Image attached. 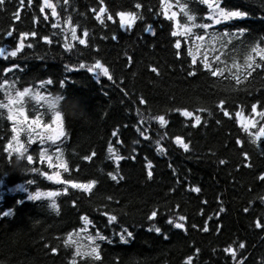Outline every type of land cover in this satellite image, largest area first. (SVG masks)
<instances>
[{"label":"trees","instance_id":"trees-1","mask_svg":"<svg viewBox=\"0 0 264 264\" xmlns=\"http://www.w3.org/2000/svg\"><path fill=\"white\" fill-rule=\"evenodd\" d=\"M136 2L144 5L137 10L144 18L127 31L119 28L118 17H115L117 23L106 21L107 27L100 25L92 12L93 8H98V0H70L67 10L63 7V0H53L60 13V27L55 29L51 25L57 23V18L51 16V10L45 9L47 21L43 20L45 13L39 12L43 0H31V3L24 0L23 7L20 0H5V4L0 6V42L14 47L19 32H38L36 38L26 40V44L33 43V48L26 47L15 58H0V83L3 79L16 80L18 90L31 87L34 91L66 97L62 115L68 139L62 138L63 143H57L69 167L68 172L61 170L55 157L52 167L47 161H42L39 158L41 148H48L51 155L54 146L40 145L38 141L29 148L28 154L33 156V162L29 164L24 160L16 166L15 154L9 157L4 151L14 135L13 121L7 118V109L0 108V213H10L0 214V264H70L75 248L65 246L64 240L68 232L84 227L79 219L84 214H89L94 222V227L88 226L87 234L95 235L98 228L109 237V240L100 242L102 259L96 264H184L189 255L194 256V264H237L241 257L245 264L264 262V230L254 226L257 218H264V182L258 179L264 172V155L261 154L264 140L259 148L252 143L235 115L243 107L242 114L247 118L252 115L250 105L257 99L264 101V71L254 73V78L243 86L251 90V95L244 90L232 91L233 82L212 77L199 69L196 76H188L187 71L192 67L191 57L187 54L189 42L182 39L181 57L177 59L176 38L171 35L175 22L159 14L160 0H106L113 14L134 8ZM172 2L175 5V0ZM261 2L224 0L227 6L240 7L250 15L215 28L223 31L225 28L245 27L249 31L239 41H233L230 50L221 56L222 63L218 66L231 68L233 59L242 64L248 46L264 36ZM190 6L199 9L198 15H206V6ZM173 10L179 12V9ZM16 12L20 13L19 20L15 19ZM69 14L78 36L82 37L84 29L88 30L86 46L71 41L70 30L64 31L69 28L66 23ZM178 19L185 22L182 14ZM149 24L156 35L144 31ZM7 31H13V37H7ZM113 33L118 36L117 40L111 39ZM43 35H52L54 43L45 44L41 39ZM65 36L76 45L72 52L63 48ZM126 53L132 57L131 62ZM208 54L215 63L213 53L209 50ZM96 59L109 67L115 83L102 75L97 80L95 73H89L87 69L68 71L66 68L80 62L92 64ZM13 64H19L20 68L7 73L3 71ZM152 67L158 68L159 74L152 72ZM48 78L53 79L54 84L39 88V82ZM61 80L65 81L63 86ZM140 96L148 101L147 105L139 104ZM220 99L229 100L230 116H224L217 107ZM0 102L7 103L2 89ZM176 107H187L190 111L208 107L212 115L198 113L204 122L193 127L190 118L173 111L166 115L169 125L164 128L151 121V140L145 141L136 132L137 108L145 115L149 110L152 115H159ZM25 112L29 119L41 115L43 123H52V114L45 113V109L31 98L25 99ZM218 120L219 124L216 123ZM117 127L120 128L118 137H112L111 133ZM165 131L169 137L162 141L168 149L166 154L157 152L155 145V140ZM176 135L191 141L189 152L174 144ZM237 138L245 141L243 149L236 144ZM20 139L28 143L24 133ZM118 139L123 144H118ZM137 140L139 144L135 143ZM109 141L121 155H136L135 160L121 162L120 174L124 180L119 183L107 175L115 171L114 162L108 158ZM93 150L97 155L92 161H85L83 157ZM243 151L251 156L252 168L244 166ZM145 156L154 165L152 179L147 178ZM221 159L227 163L219 164ZM25 164L39 168L41 172L23 171ZM43 172L49 175L60 172L61 180H48ZM177 177L184 182L178 184ZM68 179L77 182L96 179L98 184L91 194L71 185H67L68 192L63 193V180ZM30 180L35 183L28 184ZM196 186L201 188L200 193L191 190ZM37 190L61 192L55 198L60 206L59 214L52 209L51 200L47 197L28 199V195ZM108 196L113 200L109 201ZM74 200L76 206H73ZM177 204L180 205L178 209L175 207ZM104 205L108 206L107 209L102 207ZM157 206L160 208L157 224L162 233L148 230L150 222L146 216ZM220 207H224L225 212L216 215ZM246 207L249 208L247 213L243 211ZM113 209L120 214L119 223L107 225V217L102 212ZM173 212L177 217L187 216V231L167 224ZM206 222L208 232L202 230ZM219 225L223 227L217 231ZM121 226L134 234L127 242L119 238ZM237 240L245 242L246 247L238 250L234 261L223 249ZM80 242L86 246L89 244L86 240ZM53 247L57 252L51 251ZM197 248L200 249L198 255L195 254ZM77 259L79 261L80 258Z\"/></svg>","mask_w":264,"mask_h":264},{"label":"snow or ice","instance_id":"snow-or-ice-1","mask_svg":"<svg viewBox=\"0 0 264 264\" xmlns=\"http://www.w3.org/2000/svg\"><path fill=\"white\" fill-rule=\"evenodd\" d=\"M70 0H63V7L67 10V6L69 5ZM31 3V0H29ZM5 4V0H0V6ZM98 8H93L92 12L95 15V19L99 21L100 25L107 27L106 21H112L113 23H117L115 17H118V26L120 29L131 30L137 24V21L143 20V14L138 12L137 10L144 7L141 2H136L134 4V8L129 10H121L115 12L114 14L110 12L108 5L106 4V0H98ZM199 4L202 6H206V15H198L199 9L190 5ZM20 6H24V0H20ZM261 7L264 8V0L261 2ZM173 8L179 9L178 11L173 10ZM45 9L51 10V16L57 18V23L52 24V28L60 27V13L57 11V4L53 3V0H43V3L39 6V12L45 13L43 16V20H48V14L45 12ZM160 15H162L168 21H174L175 26L171 32L172 37H175V55L177 59L181 57L182 51V39L184 41L189 42L187 46V54L191 57V69L187 71L188 76H196L197 71L202 70L207 73H210L212 77L223 78L225 80H230L234 83L232 87V91H240L244 90L248 95H251V90L243 87L247 83L250 82V78H254V73L258 71H264V36H261L259 39L255 40L251 45L248 46V51L243 57V63H239L236 59H233V63L231 68L225 66H218L219 63H222L221 56L225 54L228 50H230V46L233 45V41H239L241 37H244L245 34L249 31L245 27H237L235 30H228L225 28L223 31H219L215 28L217 25H223L225 22H233L239 20L241 18L248 17L250 12L244 10L240 7H229L224 3V0H187V2H182V0H175V5L172 0H160ZM182 14L185 22L181 23V20L178 19V16ZM15 19H20V13L16 12L14 14ZM200 21V22H198ZM66 23L69 25V28H66L64 31L68 32L70 30L71 41H78L79 45H87L89 32L87 29H84L83 35H77V27L73 25L72 16L69 14L67 17ZM144 31L150 32L152 35H156V31L151 24H149ZM203 34H200V33ZM56 35V34H53ZM7 37H13V31L6 32ZM38 36V32L36 30L33 31H21L19 32L18 40L14 47H10L9 45L3 44L0 42V58L8 59L9 57L15 58L18 54L22 53L23 50L27 48H33V43H27L26 40L29 38H36ZM107 38V37H105ZM43 42L47 45H51L54 43L52 35H43L41 37ZM112 40H117L118 36L113 33L111 36ZM59 42V41H57ZM76 45L72 42L68 41L67 36L64 37L63 48L67 52H72ZM209 50L214 55V61L209 59ZM219 52L220 55H215V53ZM127 56V53L125 54ZM43 58V57H41ZM129 62L132 61L131 56H127ZM19 64H13L10 68L3 69L4 72H12L13 69H19ZM68 71L79 70V69H87L89 73H95V78L97 80L100 79L101 75L106 77L108 80L113 81L115 83V79L113 74L110 72L108 66L103 63L100 59H96L94 63L87 64L80 62L78 64H69L66 66ZM152 72L159 74V69L156 67H152ZM18 81L3 79V82L0 83V89H2L7 97V103L0 102V108L7 109V118L10 121H13L12 135L11 140L7 143V146L4 148V151L8 153L9 157L15 154L16 160L24 161L26 160L29 164L33 162V156L28 154L29 148L36 141L39 142L40 145H49V147L54 146V152L51 155L48 154V148H41L39 152V158L42 161H47L50 167L53 166V157L57 161H59L58 167L64 172L69 171V167L67 162L64 160V153L62 148L59 146L57 142L63 143L62 138L68 139V133L64 128V117L62 115V109L64 106V102H66V97L62 94H51L50 92L41 93L40 91H34L31 87H24L23 90L16 89L15 85ZM65 83L64 80L60 81L61 86ZM54 80L48 78L46 80H41L39 82V88H45V85H53ZM127 95V93H125ZM31 98L36 101L41 107L45 109V113L52 114V123H43L41 120V115H37L33 119H29L28 115L25 112V99ZM228 99H220L217 107L223 113L224 116L228 117L231 113L228 111ZM139 104L147 105L148 101L143 97H139ZM243 107H241L240 111L235 113L236 117L239 118V123L245 133L249 134V138L252 143L256 144V146L260 147V142L264 140V101L257 99L255 103L250 105L251 116L245 118L243 116ZM179 113L182 117L190 118V122L193 127L201 126L203 121V117L198 113H207L209 116L212 115V110L208 107H200L195 109L194 111H190L187 107H176L170 108L166 111L165 114L152 115L149 110L148 114L145 115L139 108L136 110V115L139 117L138 123L136 125V132L139 133L141 137L145 141H149L152 139L149 129L152 127L151 121H156L161 128L169 125V119L166 118V115L171 112ZM259 118V119H257ZM217 124L220 121H216ZM143 126V127H142ZM127 127V125H124ZM252 129H258L257 131H252ZM120 132V128L117 127L111 133L112 137H118ZM21 133H24L27 136L28 143L25 144L21 141ZM168 132L165 131L163 135L159 136V139L155 140L156 151L159 153L166 154L168 149L165 147L162 141L167 140ZM49 142H51L49 144ZM118 144H123L122 140H117ZM136 144H139L140 141H135ZM174 144L179 146L184 152H189L191 141H186L182 136L176 135L174 137ZM236 144L243 149L245 141L237 138ZM135 151V150H134ZM107 153L108 158L114 162L115 171H110L107 175L113 180L119 183L124 180V176L120 174L121 162L127 159L135 160L136 155L133 154L129 157L121 155L117 149L113 146V143L109 141L107 145ZM261 154L264 155V149H261ZM97 155L96 151L93 150L90 155H85L83 159L85 161H92L93 157ZM242 155L244 157L245 165L248 168L253 167V163L251 160V156L248 152L243 151ZM147 161L146 169H147V178L152 179L154 172V165L151 160L144 157ZM227 161L221 159L219 160V164L225 165ZM171 167V164L169 165ZM23 171L40 173L41 169L36 167H29L28 164H25L22 168ZM79 171V168H77ZM43 176L47 177L48 180H56L60 181L61 176L60 172H55L54 175H49L47 172L42 173ZM259 181L264 182V172L260 173L258 176ZM178 184L183 183L184 181L181 178L177 177ZM28 184H34V180H30L27 182ZM63 184L65 187L63 188V193L68 192L67 185H71L72 188L83 190L89 194L92 193L94 186L98 184V180L92 179L87 182H77L75 180H63ZM192 191L195 193H200L201 188L199 186L192 187ZM175 191V189H173ZM61 195V192L58 191H47L43 192L40 190L35 191L34 193H30L28 195L29 200H40L41 198H49L51 200V207L58 214L60 211V206L56 202V197ZM107 199L109 201L113 200L112 196H108ZM264 200V198H262ZM73 206H76V201L74 200ZM207 204V201H204ZM223 204V201H220ZM107 209V205L102 206ZM177 209L180 208V205L177 204L175 206ZM96 211H100V208H96ZM245 213L249 212V208H244ZM160 212L159 206L154 207L150 210L149 214H147L146 219L150 222L149 231H154L155 233H162V228L157 224L158 214ZM225 212L224 207L219 208V213ZM2 215H7L10 213H0ZM104 217H107V225H112L114 223H119V213H116L115 210H104L102 212ZM201 215H203V211H201ZM81 221L84 223V227L80 229H74L67 233V238L64 240L65 246H72L75 248V251L72 254V258L70 260V264H96V262L101 261V244L100 242L109 240V237L104 235L100 229H96L95 235L89 233L87 235V240L90 243L85 246L83 245L81 240V233H86L88 226L94 227L93 219L90 218L89 214H84L79 217ZM187 216L179 215L178 217L173 212L172 215L169 216L167 220V224L173 226L176 229H182L187 231L186 221ZM209 220L212 219L211 216L208 217ZM264 218H257L254 222V226L257 229L264 230V222H262ZM192 227H197V225H192ZM223 226L219 225L217 231H219ZM202 230L204 232H208V224L207 222L204 224ZM113 235H117L113 233ZM120 240L127 242V240L133 237V232L128 230V228L121 226L120 232L118 233ZM165 238H167V234L164 233ZM235 245V246H233ZM233 245H229L224 248L223 251L228 253L231 258L235 261L237 260L238 250H244L246 247L245 242L243 241H234ZM52 252H57V248L53 247L51 249ZM200 249L197 248L195 250V254H199ZM77 258H80L79 261ZM184 264H194V256L189 255L186 257ZM237 264H245V260L243 257ZM264 264V262H262Z\"/></svg>","mask_w":264,"mask_h":264},{"label":"rangeland","instance_id":"rangeland-1","mask_svg":"<svg viewBox=\"0 0 264 264\" xmlns=\"http://www.w3.org/2000/svg\"><path fill=\"white\" fill-rule=\"evenodd\" d=\"M88 235V234H87ZM87 235H85L84 233H81V240L80 241H85V237L83 238V236H86L87 237ZM87 240V239H86ZM88 241V240H87ZM89 243H90V241H88ZM82 244L83 245H85L86 246V244L84 243V242H82Z\"/></svg>","mask_w":264,"mask_h":264},{"label":"clouds","instance_id":"clouds-1","mask_svg":"<svg viewBox=\"0 0 264 264\" xmlns=\"http://www.w3.org/2000/svg\"><path fill=\"white\" fill-rule=\"evenodd\" d=\"M14 163H15L16 166H20L21 161L20 160H16Z\"/></svg>","mask_w":264,"mask_h":264}]
</instances>
